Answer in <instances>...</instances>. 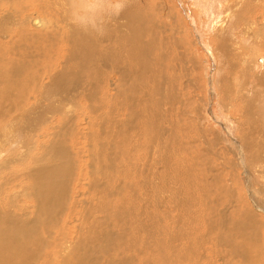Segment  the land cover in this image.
Returning a JSON list of instances; mask_svg holds the SVG:
<instances>
[{
    "label": "bare ground",
    "instance_id": "6f19581e",
    "mask_svg": "<svg viewBox=\"0 0 264 264\" xmlns=\"http://www.w3.org/2000/svg\"><path fill=\"white\" fill-rule=\"evenodd\" d=\"M233 1V7H229L232 9L224 11L221 16L218 9V13L216 14L215 12L216 16L219 15V18L216 19L214 26L218 38V40L215 39L214 41L217 44L214 53L220 57L222 60L221 64L227 67L228 70L223 73L225 75L220 85H217L218 80L220 81V76L217 84L214 83L217 87L216 92L213 88L210 90V92H215L217 97L214 110L218 113H215L211 107L209 109L210 105L206 103L205 108H200L203 116L207 115L215 123L216 127L214 128L211 120V122L205 120V118L202 120V117H198L199 114L197 112L189 114L185 109L184 96L179 97L177 94V80L185 72L182 62L186 58L184 59L185 56L182 51H180L181 56L178 58L180 61L176 58V50L171 55L168 52L166 54L167 58L172 59L174 62L168 65L170 75L167 76L168 80H165L168 85L165 93L161 90V75H155L152 71H148L144 62L145 55L155 51L152 57L149 55L151 57L149 63L153 65L156 63V58L160 59L162 56L164 59L165 55L158 57L160 54L156 53V51L160 50L157 43H161L162 38H166V36H160L161 40L157 41L159 39L153 36L152 33L153 31L156 32L158 26L160 28L162 25H157L154 20L151 21V18L147 19V15L143 16V12L139 9L136 10L134 7L127 8L118 16L120 20L122 19V23L115 19L112 26L108 24L106 26L109 34L107 43L115 46L113 51L116 55V58L114 57L116 60H113H118L127 69L121 77L119 76L112 80L107 74L100 76L97 70L99 67L97 66L98 63H106L105 65H107L108 62L111 63L113 61L111 54L103 57L102 53L95 49L97 44L94 47L92 43L94 39L91 37L97 36L90 34V32H83L70 22V5L73 2L81 3L80 1L0 0V117L4 120L0 143L3 145L7 143L9 149L11 145L18 146L17 142H21V140L20 137H17L18 133H13L15 130H19L20 134L22 129L24 133H28L31 136L40 127V134H36L35 140L29 139V149L36 166H30V161L28 162V158H26L27 166L24 157L15 159L10 156L5 162L0 163V171H3V169L8 170L6 173L7 181L3 185L0 179V264H176V262L177 264H220L222 263L220 262L221 260L224 261V256L227 257V263L229 257H232V260L235 261L233 263L229 261L230 264H254L253 256L256 257V254L252 255V251L254 253L260 251L259 245L261 242H258L254 232L251 233L248 230H252L254 227L258 229L260 224L264 223V199L258 195L259 191L256 188L248 189L247 187V195L245 197L248 200L244 197L242 198L244 199L241 208L243 213L238 210L239 207L229 210V213L227 208H230L231 205L233 208V205L236 206L235 204L239 202L237 198H233L234 194H236L235 192H237L235 189L237 184L234 180L236 174L233 169L237 167V170H239L236 171L239 172V180L243 186H245L244 184L252 186L254 184H252V181L264 177V173L262 175L261 170L264 165V95L262 94L263 88H261L264 86V56L258 53L259 51L264 53V39L262 40V37L264 38V0ZM95 3H97L96 0L95 2L88 0L86 3L81 4L84 8H87ZM260 21L262 24L259 23ZM148 33H150V36H147L149 35ZM38 37H40L39 42H36ZM180 38L182 39H174L173 45L177 44L182 47L184 39L183 37ZM259 38H261V41H257ZM42 43L44 44L42 45ZM97 43L99 44L98 41ZM56 45H59V48H56ZM169 45L173 47L172 44ZM244 46L246 47L243 48ZM29 47H32L34 51L43 52L41 55L42 60H39L43 65L40 64L41 66H39V61L38 63L35 62L34 53L32 54L33 50ZM52 48L55 49L53 50ZM259 58L261 60L258 64ZM108 65L110 67V64ZM176 66L178 70H175ZM196 68L198 67L196 66ZM232 70L235 71V74ZM133 71H135L134 75L129 76V73ZM157 72L162 73V71ZM230 73L235 76L232 78ZM246 77L256 79L254 86ZM101 78L106 79L102 82ZM44 79L48 80V82L44 81ZM228 79L231 82H228ZM241 81L245 82L246 88L238 84ZM81 82H85L84 89ZM98 85L104 88L103 95L99 101L96 99L98 96ZM183 86V83L180 84V91H182ZM111 89L114 90V93L111 96H107L110 98L106 102L103 97ZM13 91H16L14 92L15 98L25 94L27 100L21 99L22 101H19L13 98L11 95ZM143 91L150 96L149 100L145 102L149 105L147 110L142 106L144 103L142 98ZM182 92L184 93V91ZM38 97L43 99L39 100ZM175 97L176 99H174ZM78 98L82 99L81 101H88L90 104L88 105L89 113L94 115L93 120L101 117L97 116V106L103 107V105H110V101L113 102L118 98H125V105L118 107L123 111L118 116L128 117L132 121H139L141 125H139L140 132L138 133H142L145 138L146 136L153 138L160 132V127L158 128L157 126L159 125L157 124L159 123L158 121L161 122L162 115H156V111L157 109L159 111V106L163 103L167 104L171 112L179 110L185 116L194 114L188 120L189 122L190 120H195L196 123L200 124L199 127L202 128V131H206L201 135L205 141L198 145L201 148H206V151L199 152V154H193V152L182 153L185 155L181 157L182 163L172 164L170 162V166L176 167L177 176H180L182 184L186 186V189L187 187L191 191L194 189L197 192L198 199L193 195L195 193L193 192L194 190L192 191L193 194L187 190L188 197L186 198L183 196L186 193L183 195L180 193L179 195L183 196L181 197L178 194H172V191H167L170 198L167 195V198L165 197L167 208H169V211H166L169 217H167V220L171 219L172 221L173 219L175 223L178 222L177 218H175L177 214L173 216L170 213L172 212L171 209L177 207L178 209L188 210V207L193 205L194 202L191 197L198 200L197 204H195L196 211H193L196 215L191 217L192 220L189 223L185 220L188 227L185 226L184 229L186 230L187 228V231L182 232L178 229L180 227L177 228L180 221L176 225L174 223L172 226H168L169 224L167 225L168 221L166 220L167 223L166 226L163 225L162 235L148 233L147 237L140 236L139 238L137 236L132 241V237H129V239L125 238V236H130L125 230L116 232L113 230L114 228H110L111 225L113 226L123 220L120 217L124 214L125 209L118 204L121 202L124 205L128 202L127 197L125 198L126 200L123 197V189H126L125 186L132 188V185L128 183V178L126 179L127 182L124 181V178L128 177L127 175L132 176L131 173L135 171V165L129 162H122L121 159V161L117 162V157L112 158V153V157H110L111 154L108 152L109 144H111V138L115 134L112 135L105 129L100 133L95 132L92 130L94 122L87 121L86 125H88L87 128L90 131L82 137L85 138V142L89 143L90 147H86V153L91 163L86 169V181H88L86 186H88V190H85L92 195V199L95 201L97 199V204L91 198H88L90 203L88 205L85 228H83V230L87 231V236H85L86 233L83 235L82 230H79L75 231L74 234H82L83 238L74 236L72 240H68L69 233L65 230V226L59 228L58 224L61 214L66 209L65 182L67 175H70L71 170L75 167L74 161L69 159V149L79 145L75 140L79 129L78 125H74L73 122L65 123L63 119L68 118V121L73 119L67 115L64 106L68 102L74 103ZM31 99L34 102L26 109L25 104ZM45 102L51 103L47 104ZM94 102H97V105ZM178 102L179 105H176ZM174 106H176L175 109H173ZM14 107L20 110L25 108L26 110L23 111L26 113L17 110L21 112L20 115H16L12 118V121H9L10 112L16 113V110L13 111ZM228 110L231 112L232 117L228 114ZM84 115L81 114L82 118ZM58 116L60 119L57 118L55 121L54 118ZM32 118H35L34 122ZM108 119V116L104 117L101 120V124L108 121ZM117 121L119 124L121 123V127L125 124L127 125V123L122 122L123 120ZM206 121L207 123H205ZM52 122L56 125H51ZM168 122L170 125L169 133L159 136H161V139H168L177 148L179 146L177 139H181V135L178 133L180 129H183L180 125L182 124L185 127V122L175 118ZM66 124H69V126H66ZM171 125L180 126L179 132L177 131L178 133L174 134V127L171 128ZM188 125L194 129L199 128L191 124ZM193 128L192 130H194ZM69 129L73 130L74 137L73 140L71 139V147L68 149L65 141L69 136ZM161 130L163 131L162 127ZM197 133L199 134V132ZM43 135L46 139L45 141L48 142L52 140L51 137H56L57 141L59 137L62 138L60 143H58L60 147L58 148L55 143L45 147L44 153H34L33 151H38L40 147L38 138H43ZM175 135H178L177 139ZM192 136L185 138L186 143H194ZM143 137L142 145L145 143ZM156 139L154 138V140ZM161 139L158 138L156 140V145ZM195 140H199L198 135ZM94 143H98V145ZM139 144L137 143L138 147L141 146ZM144 145L147 146L146 143ZM216 145L219 146L215 147ZM164 147L166 150H164V154L166 153V155L161 154L163 156L161 164H163L165 171L162 175L160 173L158 176L155 175V179L159 180L162 177L158 186L165 192L167 187H170L168 183L171 184V180L167 183L165 178L166 172L170 173L171 167L168 166V162L171 155H168L167 147ZM4 148L6 149V147ZM181 148L183 149V147ZM48 151L57 158H48L45 154ZM79 151L81 153L83 150ZM211 153L217 157L215 161H212L215 162V165L209 162ZM230 154L232 156L228 157ZM76 155L78 154L76 153ZM161 155L160 157H162ZM196 155L199 156L196 157ZM203 155L205 158L202 157ZM126 158L128 160L129 157L127 156ZM189 158L193 159V163L187 162ZM195 160L198 161L195 162ZM23 161L24 163H21ZM233 163H235L236 167H232L233 169L231 170L234 172L230 173L227 168ZM50 164L52 166H49ZM173 171H175L174 168ZM154 174L152 172L153 176ZM133 177H136V175ZM80 180L82 181L83 177ZM110 181H113L114 185ZM255 181L257 182V180ZM108 182L112 184V187H110ZM134 183H136L135 187L140 185L137 181ZM223 184L226 190L219 188L224 187ZM17 186L21 189L17 190ZM237 188L239 189L241 186L237 185ZM19 195H22L24 199L21 203L16 204L15 202H18ZM98 199H103V202H99ZM69 202L70 207L81 205L76 198L69 200ZM183 209H181V214H179L178 218L180 215L182 216ZM191 210L189 209V212ZM256 211L263 214H258ZM238 213L239 216H242L241 218ZM236 216L238 219L234 218ZM227 219L232 222L228 223ZM182 222L184 225L186 224L184 221ZM175 227L179 231H173V229H176ZM139 228L142 229L144 226L140 225ZM55 229H57L56 234L58 236L52 235ZM137 232L139 233L138 229L136 230ZM47 238L51 240L49 241ZM253 246H256V252L255 249L253 250ZM131 247L135 248V251L131 252ZM262 252H258L259 255ZM257 260L259 259L257 258Z\"/></svg>",
    "mask_w": 264,
    "mask_h": 264
},
{
    "label": "rangeland",
    "instance_id": "374dc122",
    "mask_svg": "<svg viewBox=\"0 0 264 264\" xmlns=\"http://www.w3.org/2000/svg\"><path fill=\"white\" fill-rule=\"evenodd\" d=\"M79 1L82 4H84L88 0H78V2ZM92 1L95 2V0H92ZM96 2H97V0H96ZM81 3H78V4L81 5V6H83ZM228 3H230V4H228ZM214 4H217L218 6L217 5H214ZM233 4H234V1L233 0H231V1L230 0H220V1H218V0H128V5H127L126 9H124V11L127 10V8H132V7H134L136 10L139 9L141 12H143V14H142L143 16L145 14L147 15V19H150L151 18V21L154 20V22L157 25L158 24H161L162 25V27H160V28L158 26V29L156 30V32L153 31L152 35L153 36H156L159 39L157 41H160L161 40L159 38L160 36L161 37L162 36L163 37L166 36V38L165 37L162 38L163 40L161 41V43L160 42L157 43V46L159 47L160 50L158 49L159 51H156V53H159L160 54V55H158V57L161 56V55H165V57H164V59L162 58V56L160 57V59L159 58H156L155 59L156 60V63L153 65L152 63H149V60L151 59L152 55L155 54V51H151L149 54L147 53L148 55L147 54L145 55L144 62L146 64V67L148 68V71L149 70L152 71L153 74H155V75L156 74L161 75V77H162V79H161L162 80L161 90L163 91V93H165L167 91V88H168V85L166 84V81H165V80H168V77L167 76L170 75V71L168 70V65H170V64H172L174 62V61H172V59L167 58L166 54L168 52L171 55V54H173L174 50H176V58L178 60V58H180V56H181V52L180 51H182V53L185 56L184 59L186 58L185 59L186 62L185 61L182 62V64H183L182 66L184 67L183 69L185 70V72H184L183 75L181 74L180 77H179V80H177V82H178L177 94H178L179 97L184 96L183 98H184L185 104H186L185 109H186V111L189 112V114H192V113L197 112L199 114L198 117L199 116H200V118L202 117L201 118L202 120H204V118H205V120H207L209 122H211L212 119L209 118L207 115L206 116H203L202 112L200 111V108L201 107L205 108V103H206V104H209L210 105L209 106V109L212 108L215 113H218V112H216L214 110L215 107H216L214 104H215V101H217L216 100L217 97L215 95V92H216V88L217 87H216L215 84H217V80H218V78L220 76V81L218 80V84H217V85H220L221 84V81L223 80V77L225 75L223 73L226 72V71H228L227 70V67H224L221 64V61L222 60L220 59V57H218L217 54L214 53V49H215V47H217V44L214 41H215V39L218 40L217 35H216L217 32H215L216 31V28L214 27L215 26L216 19L219 18V15L216 16V14L218 13L217 11L219 10V12L221 13L220 14V16H221L224 13V11L232 9V8H229V7L230 6L233 7ZM215 12H216V14H215ZM115 19L116 20H119L118 22H120V23L123 22L122 19L120 20L118 17L117 18L114 17V18H112L110 20V22L108 23V25L112 26L113 23H114V21H115ZM158 21H160V22H158ZM259 23L262 24L261 21ZM169 27H171V29L168 30ZM83 32H85V31H83ZM116 33H114V34L116 35ZM90 34H94V33H90ZM148 34L149 35H147V36H150V33H148ZM108 35L109 34L107 33V30H105V34L102 37L97 36V35H95L97 37H91V36L90 37L94 39L92 41V43L94 44V47L97 44V46H96L95 49L97 51H100L102 53V56L103 57L111 54V57H112V60H113V59L116 58V55H115V53L113 51V49H115V46H113L111 43H107L108 42V38H107ZM263 36H264V34H263ZM180 37H183V39H184L183 46L180 47L177 44L173 45L174 39H176V40L182 39ZM39 38L40 37L37 38L36 42H39L38 41ZM259 39L257 41H261V38H259ZM263 39L264 38L262 37V40ZM41 40H40V42H41ZM97 41L99 42V44L97 43ZM43 44L44 43H42V45ZM169 44H172L173 47H171ZM103 45H104V47H103ZM245 47L246 46H244L243 48H245ZM29 48H31V50H33L32 47H29ZM56 48H59V45H56ZM98 48H99V50H98ZM172 48H174V49H172ZM168 49H170V50H168ZM103 52L106 53V54H104ZM42 53L43 52H40V51L39 52L34 51V50L32 51V54L34 55L35 62L38 63V61L42 58V56H41ZM258 53H259V55L264 56L263 51L261 53L259 51ZM37 54H38V56H37ZM35 55L37 57H39V56L40 57L37 58ZM115 60L111 61V63L108 62L107 65H105L106 63L105 64H103V63L99 64L98 63L97 66H99V67L97 68V70L99 71V75L101 76V75H106L107 74L109 76V78H111L112 80H115L119 76L121 77L126 72L127 69L124 68L125 66L122 63H120L118 60L117 61H115ZM260 60H261V58L258 59V61H259L258 64L260 63ZM40 61L38 63L39 66L43 65ZM178 61H180V60H178ZM217 63H218V65H217ZM108 64H110V67H109ZM193 66H194V68H193ZM196 66L198 68L195 69ZM216 67H218V68H216ZM76 70H77V67H76ZM107 70H109V71H107ZM175 70H178L177 66H176V69ZM157 71H162V73L160 74ZM134 72L135 71H133L132 73L130 72L129 73V76L130 75L133 76L134 75ZM232 72L235 74V71L234 70H232ZM234 74L230 73V75H231L232 78L235 76ZM238 77H241V76H238ZM246 78L249 79L252 82V86H254V84L256 83V79L253 78V77H246ZM101 79H102V82H104V80L106 78H101ZM251 79H253V80H251ZM129 80H131V79H129ZM44 81L48 82V80H45V79H44ZM188 81H192V82H188ZM229 81L231 82L230 79H228V82ZM128 83H130V81H128ZM182 83L184 85L183 86V89H182V91H184V93L182 91H180L181 90L180 84H182ZM130 84H128V85H130ZM238 84L240 86L243 85L244 86L243 88H246L244 81H241ZM81 85L83 86V89H84L85 88V82H81ZM211 88H213L215 92H213V91L210 92ZM261 88H263L262 89V94L264 95V86H262ZM103 91H104V88H102L101 85L100 86L98 85V91H97L98 92V96L96 97L97 101H99L101 99V96L103 95ZM14 92H16V91H13L11 93V95L13 96V98H15ZM113 93H114V90H112V89L111 90H108V94L106 96L104 95V97H103L104 100L106 102H108L110 97H107V96H111ZM181 94H183V95H181ZM21 96L19 98H15V99H18L19 101H22L24 99L27 100L26 99L27 96H25V94H23ZM41 98H39V100H41ZM142 98L144 99V103L142 104V106H143V108H145L147 110V108L149 107V105H147V103H145V102H147L149 100L150 96H149V94L147 92H144L143 91L142 92ZM174 99H176V97ZM81 100L82 99H79L78 98L75 101L73 100L74 103L73 102H68L64 106V108L66 109L65 112L67 113V115L71 116V118H73V119H71V121H68L69 120L68 118H64L63 119L64 120L63 122H65V123H68V122L69 123H72L73 122L74 125H78V129L79 130L77 131V135L75 136V140H76V143L79 144V145H76V147H72L73 150H72V148H70L71 147V139L73 140L74 133H73V130L72 129H69L68 130L69 131L68 132L69 136L67 137L65 143L67 144V148L68 149L70 148L69 149V155L68 156H69V159L71 161H74V166L75 167L73 168V170H71L70 175L69 174L67 175V179L68 180L66 179V182H65L66 183V195H65V198L67 199V202L68 203L66 202V209L63 212V214H61V217H60L61 219H60V222L58 224V227L59 228L60 227L62 228V226L63 227L65 226L64 227L65 230L68 231V233H69L68 240H72V238L74 236H77L79 238H83V236H81V235L82 234L84 235L85 233H86L85 236H87V231H85V229L83 230V228H85V220H86V217L88 215V205L90 203V200L89 199L91 198L92 195L89 194L88 192H86L88 190V186H86V184L88 183V181H86V169H88V165H90L91 162L88 160L89 158L87 157V153H86V151H87L86 147H88V148L90 147L89 146V143L85 142V138H83L82 136L85 135L86 133H88L90 131V129L87 128L88 125H86V122L87 121H91V122H94V125L92 127V130H94L95 132H99L100 133L103 129H105V130H108L109 133H112V135L115 134L111 138V144H109V150H108V152H110V154L111 153L113 154V157H112V154L110 155V157H112V158L117 157V160H116L117 162H119V161L122 160V162H125V163L126 162L127 163L129 162V163H131V164L133 163L135 165V171L131 173L132 176L131 175L130 176L127 175L128 177H125L124 178V181L125 182H127L129 180L128 183L132 185V188H130L128 186H125L126 189H123V193H124L123 194V197H124V199L127 197V201L128 202L123 205L118 200L120 202V204H118V205H120L121 207H123L125 209L124 214L120 217L123 220L120 219L122 221L116 223L113 226L111 225L110 228L111 229L114 228L113 230L116 231V232H118V231L121 232V231H124L125 230V232L127 234H130V236H125V238L126 239H129V237H132L131 238L132 241H134V238H136L137 236L139 238H140V236L147 237L149 235L148 233H153V234L156 233L155 235H160V234L162 235L163 234V228H164L163 225L166 226L167 221H168L167 225L169 224L168 226H172L175 223V222H173V219H172V221H171V219H168L167 220L168 212L166 213V211H169V208H167L168 206H167V204L165 202L167 196H169V192H167V191H172V194L175 193V194H178V195L180 193H181V195H183V194L186 193L185 195H183L184 198L188 197L187 196L188 195L187 194L188 192L191 193V194H193V192H195L194 189H193L194 191L192 190L193 191L192 192L189 187H187V189H186V186L183 185L182 184V180H180L181 178H179L180 176H177L176 167L175 166L172 167L170 165H171V163L172 164H174V163H182L181 162V157L182 156H185L182 153H190V152L192 153L193 152V154L194 153L199 154V152H205L206 151V148H203V147L201 148L198 145L202 141H205V139L203 137H201V135L204 134L206 131L203 132L202 131V128L199 127L200 124L199 123H196L195 120H192V121L190 120V122H189L188 119H191L194 116V114L193 115L185 116L184 114L180 113L179 110H175L176 112L175 111L171 112V110L168 108L167 104H164L163 103V104H161L163 106H161V105L159 106V108H160L159 111H161V112H159L158 109H157L158 113L156 111V115L157 114L162 115L161 122L158 121L160 124L157 122L158 123L157 125H159L157 127L158 128L160 127L159 128V131L160 132L157 135L153 136V138H150L149 136L148 137L146 136V138H145V136L144 137L142 136L143 135L142 133H138V132H140L139 131L140 130L139 125H141L139 121H132L128 117H125L124 118V116H118L119 114H121L123 112L118 107H120L121 105L122 106L125 105V102H126V99L125 98H118V99L114 100L113 102L110 101L109 102L110 105H103L102 104L103 107L97 106V109H98L97 116L99 115V117L100 116L101 117L100 118L98 117L99 119H94V120H93V116L94 115H91L89 113L88 105H90V104L88 103V101H81ZM29 101H27L26 104H25V108L26 109L28 107H30V105H32L31 103L34 102L32 99L29 100ZM120 102H122V103H120ZM45 103L49 104L51 102H45ZM94 103L96 104L97 102H94ZM180 104H181V102H180ZM176 105H179V102ZM175 107L176 106H174L173 109H175ZM197 107H198V110H197ZM25 108H23L24 111L26 110ZM17 110H19V111H21L23 113H26L23 110H20V109H17V108L14 107V110L13 111H15L16 113L14 114V112H12V113L10 112L9 115H11V116L8 117V120L10 118L9 121H12V118H14L16 115H18V116L20 115L21 112H18ZM116 110H118V111H116ZM13 114H14V116H13ZM81 114H85L83 116V118H82ZM123 114L125 115V113H123ZM228 114L231 115V112L229 110H228ZM176 115H177V117H176ZM204 115H205V113H204ZM106 116L109 117L108 121H105L103 124H101V120L104 117H106ZM117 116H118V118H117ZM231 117H232V115H231ZM57 118L60 119V117L58 116V117H55L54 120L57 119ZM173 118L179 119V120H182L183 122H185V127L182 126V124L180 125L183 129H180V126H172L171 125L172 126L171 128L174 127L173 128L174 134H176V133H178L180 131L178 134L181 135V137L179 135V137L181 139H179V138L177 139V136L178 135H175L176 136V139H177V141L179 143V146L177 148H176V145L173 146L171 144V142L168 141V139H163V138L161 139V136H159V135H164V134H168L169 133L170 125H169V122L168 121L173 120ZM61 119H62V117H61ZM51 120L53 122L56 121V120L54 121L53 119H51ZM117 120H119V121H122L123 120L122 122L127 123V125L125 124L123 127H121V123L119 124ZM166 120H167V122H166ZM32 121L34 122L35 121V118H32ZM207 121L205 123H207ZM53 122L51 123V125H56V124H53ZM0 123H1L0 125H2L4 123V120H2V117H0ZM211 123L213 124V126L215 128L216 127L215 123L213 121ZM23 124L24 123L22 121V125ZM188 124H191V125L194 124L193 126L199 127V128H197V129L195 128L194 129L192 126L190 127V125H188ZM66 126H69V124H66ZM134 126H136V127H134ZM206 126H208V124H206ZM0 127H1L0 131H1L4 127H3V125L0 126ZM161 127H162L163 131L161 130ZM126 128H131V129H127L126 130ZM176 128H178V129H176ZM192 128L195 131L192 130ZM132 129L134 130V132H133ZM200 129H201V131H200ZM207 129H209V128H207ZM136 130H137V132H136ZM20 131H21L20 134H19V130H15L13 132L14 134L15 133H18L19 136L17 135V137H20L21 142H19V141L17 142L18 143V146L17 145H11L10 146V149H9V145L7 143L5 145H3L2 143H0V151H1L0 152V163L5 162L7 160V158H9L10 156H12L15 159H19L21 157H24L25 158L24 161H25V163H26L27 166H28V163L26 162V158H28V162L30 161L29 162V165L30 166H36V163L34 162V160L32 158L31 150L29 148H30V140L31 139L32 140H35L36 134H40L39 133L40 132V127H38L37 128V131L35 133H33L31 136L28 135V133H24V130H22V129ZM124 132H126V133H124ZM128 132H130V133H128ZM188 132H190V133H188ZM197 132H199L200 135ZM1 133H2V131L0 132V134ZM62 133L64 134L63 131H62ZM70 133H71V135H70ZM131 134H133V135H131ZM121 135H123L124 137L121 136ZM137 135H139L138 136L139 138L137 137L138 139L136 138ZM197 135H198V139L200 141L199 140H195L197 138ZM141 136L143 137V139H145L143 141L146 143L147 146H145L144 145L145 143H143V142H142L143 145L141 144V141H142V137ZM187 136H192L193 139H194L193 140L194 143L193 142L192 143H186V141H185L186 139L185 138H187ZM125 137H126V139H125ZM51 138H52V140L50 142L45 141L46 139L44 138V135H43V138H38L40 147L38 148V151L34 150L33 152L34 153H44L45 147L50 146V145H54L55 143H56L57 147L59 148L60 146H59L58 143H60V140L62 138L59 137L58 141H57V138L56 137L55 138L54 137H51ZM154 138L155 139L157 138L156 140H158V138H159V139H161V141L159 140V142H157V145H156V140H154ZM4 139H6V138H4ZM122 139H124V140H122ZM102 140H101V143H102ZM116 140H118V141H116ZM23 141H25V142L23 143ZM196 141H199V142H196ZM26 142H28V143H26ZM137 143L138 144L140 143L139 146L140 145L141 146L138 147ZM66 144H65V147H66ZM94 144H97L98 145V143H94ZM116 146H117V148H116ZM164 146L167 147L168 155L169 154L171 155V156H169L170 157V160L168 162V166L171 167V169H172V170L170 169V173L169 174H168V172H166V177H165L166 178V182L168 183L169 180H171V184L168 183V185L170 187L169 188L167 187V190L165 192L163 190H161V187L158 186V185H160L159 183H160L162 177L160 176L161 178L159 180H156L155 179V175L158 176L159 173H160V175H162V173L165 171V169L163 167V164H161V161H162L161 158H163L162 155H164V156L166 155V153L164 154V152L166 151L164 149L165 148ZM218 146L219 145H216L215 147H218ZM4 147H6V149ZM181 147H183V149ZM79 150H83V151H81V153H80ZM119 152H120L121 155L119 154ZM169 152H171V153H169ZM76 153L78 155H76ZM114 153H115V155L117 153V155L115 156ZM45 154L47 155L48 158H57L54 155H52L51 152H49V151L46 152ZM160 155L162 157H160ZM127 156L129 157L128 160L126 158ZM198 156L199 155H196V157H198ZM230 156H232V155L231 154L228 155V157H230ZM29 157H30V159H29ZM202 157L205 158L204 155ZM212 158H214V159H212ZM216 159H217L216 155H213L212 153H211V157L209 155V162L210 163L212 161H215ZM24 161L21 162V163H24ZM197 161L198 160H195V162H197ZM187 162L188 163H193V159L189 158L187 160ZM212 163H213V165H215V162H212ZM53 164H55V163H53ZM49 166H52V165L50 164ZM234 166H235V163L230 164L229 167L227 168V170L230 173L235 171L234 173L236 174V176H235L236 179L234 178V180H235V182H236L237 185H240L241 186V188L238 189L237 188V185H235V189H236L237 192H235L236 194H234V196H233V198L234 199L237 198V200L239 202H237L235 204L236 206L233 205V208H232V205L230 206V208H227L228 209L227 212L229 210H233L236 207H239L238 210L241 211L242 201L244 200L242 198L244 197L246 200H248V198L245 197L247 195V192H246V188L247 187H248V189L249 188H256L259 191V194L258 195L264 199V177L262 179L261 178H257V179L254 178L255 180H257V182L255 180L252 181V184L254 183L252 185L253 187L251 185L248 186L247 184H244L245 186H243V185H241V182L239 180L240 179L239 178L240 176H239V172H237L239 170H237V167L235 166L236 167L235 168ZM232 167L235 168V169H233ZM173 168H174L175 171H173ZM231 169H233L234 171L231 170ZM177 170H179V168H177ZM261 170H262V175H263V173H264L263 172L264 171V165H263V167H262ZM7 171H6V169H3V171L2 170L0 171V179L2 181V182L1 181L0 182L2 183V185L4 184V182L7 181V175H6ZM152 172L155 173L154 176L152 175ZM2 174H4V175H2ZM72 175H74V176H72ZM135 175H136V177H133ZM4 176H5V178H3ZM82 177H83V180L82 181H84V182H82L80 180V179H82ZM126 179H127V181H126ZM77 180H78V182H77ZM136 181H137V183L140 184L138 186L136 185L137 187H135V184L136 183H134ZM81 182H82V184H81ZM110 182H108V183H109L110 187H112V184H113L112 182L113 181L111 182L112 184ZM1 183H0V185H1ZM181 184L185 188L182 187ZM141 185H142V187H141ZM223 186L224 187H219V188L225 189V185L224 184H223ZM18 187L19 186H17V190L18 189L20 190L21 188H18ZM75 187H76V189H74ZM85 187H87V188H85ZM119 187H121V186H119ZM127 188H128V190H127ZM137 188H139V189H137ZM85 189H87V190H85ZM135 189H136V191H135ZM187 190H188V192H186ZM174 191H176V192H174ZM181 195H179V196H181ZM193 195H195L194 197H196V198L198 197L197 196V192H195ZM183 196H181V197H183ZM75 198L80 202L81 205L80 206L70 207L69 200L75 199ZM129 198H130V203H129ZM168 198H170V196ZM196 198L193 199V197H191V200L194 201V202H193V205H190L188 207L190 210L192 209L190 211L192 213L189 212V209L188 210H185L183 208H179L178 209L177 207L171 209L172 212H170V213L173 214V216H175L177 214L176 215L177 217H175V218H177L178 222L180 221L179 223L177 222L178 223L177 228L180 227L178 229L181 230L182 232L187 231V228L185 230L184 227L185 226L188 227L187 223H189L192 220V218H191L192 216H195L196 215V214H194V212L196 211L195 204H197V202H198V200H196ZM23 199H24V197L22 195L21 196L19 195L18 196V202H15V203L16 204L21 203ZM257 199L260 201V199L258 198V196H257ZM92 200L94 202L97 201V199H96V201L94 199H92ZM98 201L102 203L103 202V199H98ZM96 204H97V202H96ZM96 204H94V205H96ZM165 204H166V206H164ZM181 209H183L182 210V216L180 215V217L178 218L179 214H181ZM130 210H131V212H130ZM256 213L261 214V215L263 214L262 212L260 213L258 211H256ZM190 214H192V215H190ZM236 215H237V213H236ZM232 216H234V215H232ZM238 216H239V213H238ZM239 217L241 218L242 216H239ZM98 218H99V215H98ZM234 218L235 219H238L237 216L234 217ZM188 219H189V221H188ZM185 220H187V223L185 222ZM182 221H184L186 224L184 225ZM227 221H228V223L232 222L229 219H227ZM124 222H125V224H124ZM177 223H175V225ZM140 225H143L145 229L144 228L140 229L139 228ZM147 225H148V227H147ZM181 225H183V226H181ZM149 226H151V227H149ZM74 228H75V230H74ZM177 228L176 229H173V231L174 230H177ZM137 229L139 230V233L140 234L138 232H137L138 234L136 233V230ZM150 229H151V231H150ZM79 230L80 231L82 230L81 232H83V233L82 234L75 235L74 232L75 231H79ZM179 230H177V231H179ZM248 231H251V233L254 232V234H256V237L258 239V242H261L260 245H259L260 251H257V253H254V251H252V255L253 254L254 255L256 254L255 256L259 259V260H257V258L253 256L254 261H255V262L254 261L253 262H254V264H259V262H260V264H264V223L263 224H260V228L256 229V227H254L252 230L249 229ZM56 233H57V229L54 230V232L52 233V235L58 236ZM47 240L50 241L51 239L47 238ZM258 242H257V244H258ZM254 245H255V243H254ZM261 247H263V248H261ZM254 249H255V252H256V246L255 247L253 246V250ZM262 250H263V252H262ZM132 251H135V248H132L131 247V252ZM258 252H262V253L259 255ZM221 255H223V254H221ZM223 258H224V261L221 260L220 262H222V263H220V264H223V262L226 261V258L227 257L224 256ZM260 258H262V259L260 260ZM229 261H230V263L235 262V261L232 260V257H229ZM229 261H228V263H229ZM228 263L226 261L225 264H228ZM176 264H177V262H176Z\"/></svg>",
    "mask_w": 264,
    "mask_h": 264
},
{
    "label": "clouds",
    "instance_id": "9594fccd",
    "mask_svg": "<svg viewBox=\"0 0 264 264\" xmlns=\"http://www.w3.org/2000/svg\"><path fill=\"white\" fill-rule=\"evenodd\" d=\"M128 0H97L87 8L73 2L70 5V22L85 32L102 37L106 26L114 17L124 11Z\"/></svg>",
    "mask_w": 264,
    "mask_h": 264
}]
</instances>
